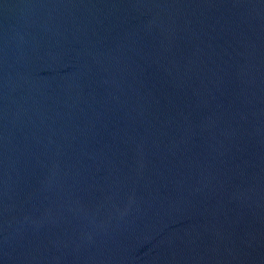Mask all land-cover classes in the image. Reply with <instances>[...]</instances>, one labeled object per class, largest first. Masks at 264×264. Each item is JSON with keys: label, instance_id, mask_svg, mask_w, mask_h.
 <instances>
[{"label": "water", "instance_id": "1", "mask_svg": "<svg viewBox=\"0 0 264 264\" xmlns=\"http://www.w3.org/2000/svg\"><path fill=\"white\" fill-rule=\"evenodd\" d=\"M0 264H264V0H0Z\"/></svg>", "mask_w": 264, "mask_h": 264}]
</instances>
